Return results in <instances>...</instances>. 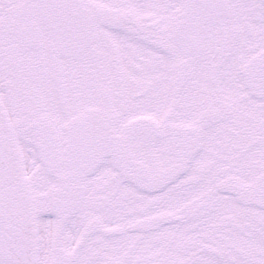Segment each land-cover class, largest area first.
<instances>
[{
  "label": "snow or ice",
  "instance_id": "obj_1",
  "mask_svg": "<svg viewBox=\"0 0 264 264\" xmlns=\"http://www.w3.org/2000/svg\"><path fill=\"white\" fill-rule=\"evenodd\" d=\"M0 264H264V0H0Z\"/></svg>",
  "mask_w": 264,
  "mask_h": 264
}]
</instances>
